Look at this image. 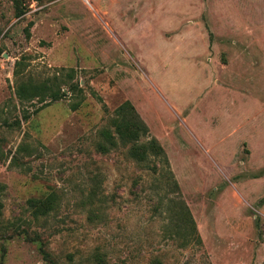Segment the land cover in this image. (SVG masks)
Wrapping results in <instances>:
<instances>
[{"label": "rangeland", "instance_id": "obj_1", "mask_svg": "<svg viewBox=\"0 0 264 264\" xmlns=\"http://www.w3.org/2000/svg\"><path fill=\"white\" fill-rule=\"evenodd\" d=\"M15 70L64 95L20 101ZM124 100L176 189L98 150ZM172 199L200 244L172 237ZM34 234L59 264H264V0H0V264H47Z\"/></svg>", "mask_w": 264, "mask_h": 264}, {"label": "trees", "instance_id": "obj_2", "mask_svg": "<svg viewBox=\"0 0 264 264\" xmlns=\"http://www.w3.org/2000/svg\"><path fill=\"white\" fill-rule=\"evenodd\" d=\"M18 62L15 63V66ZM15 70L14 75H18L19 80L15 84V95L22 101H30L32 98H36L38 102H43L45 99L52 101L60 98L64 95L60 92V86L55 84L54 80L48 82H32L29 79L21 78V73ZM66 84L65 82H62ZM68 90L76 95L80 96V88L76 84H69ZM79 100L71 104V109H75ZM112 126V132L106 128L101 129V134H103V140L106 142L98 143V150L104 152L108 148L117 145V141L122 146H126L127 154L136 160L137 162H143L150 156L157 159L164 173L166 174V180L170 183L173 189L177 188L176 181L169 169L168 160L166 154L155 139V137L150 136L147 126L135 112L133 106L124 100L118 104L112 111V116L109 119ZM144 137L143 140H140ZM28 206L34 208L33 215L36 213H46L53 206V199L50 195H47L43 199H33L27 200ZM166 205V218L168 223L171 224V235L172 237L179 241L182 246L188 244H200V237L197 233L194 221L189 213L188 208L181 199L168 200ZM30 240L38 241V251L41 255L42 260L47 264H59L56 258L47 250L45 244L40 240L37 234L30 236ZM153 264H157V259L152 260Z\"/></svg>", "mask_w": 264, "mask_h": 264}]
</instances>
